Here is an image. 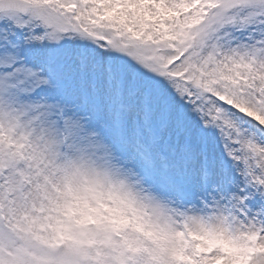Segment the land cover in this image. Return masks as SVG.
Listing matches in <instances>:
<instances>
[{"label":"snow or ice","instance_id":"6c2138e0","mask_svg":"<svg viewBox=\"0 0 264 264\" xmlns=\"http://www.w3.org/2000/svg\"><path fill=\"white\" fill-rule=\"evenodd\" d=\"M0 264H264V0H0Z\"/></svg>","mask_w":264,"mask_h":264}]
</instances>
